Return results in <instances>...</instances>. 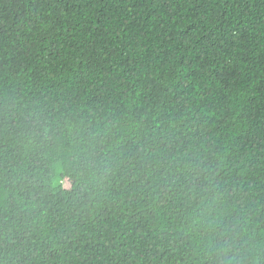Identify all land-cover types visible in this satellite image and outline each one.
<instances>
[{
	"label": "trees",
	"instance_id": "obj_1",
	"mask_svg": "<svg viewBox=\"0 0 264 264\" xmlns=\"http://www.w3.org/2000/svg\"><path fill=\"white\" fill-rule=\"evenodd\" d=\"M0 264H264V0H0Z\"/></svg>",
	"mask_w": 264,
	"mask_h": 264
}]
</instances>
